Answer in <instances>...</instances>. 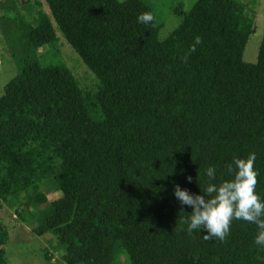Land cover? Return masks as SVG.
<instances>
[{
  "label": "trees",
  "instance_id": "trees-1",
  "mask_svg": "<svg viewBox=\"0 0 264 264\" xmlns=\"http://www.w3.org/2000/svg\"><path fill=\"white\" fill-rule=\"evenodd\" d=\"M44 1L50 13L34 24L16 17L26 57L0 98V207L23 196L28 209L50 206L36 233L55 236L65 264H119L117 246L131 264H264L255 224L234 220L225 240H205L187 232L193 209L174 195L176 184L202 194L209 166L219 184L234 157L255 152L264 198V40L258 62L244 61L256 13L238 0L181 4L180 25L160 40L146 0ZM145 12L149 25L137 23ZM53 21L96 92L39 61L59 41ZM49 183L62 193L52 202ZM9 239L0 220V264Z\"/></svg>",
  "mask_w": 264,
  "mask_h": 264
},
{
  "label": "rangeland",
  "instance_id": "rangeland-1",
  "mask_svg": "<svg viewBox=\"0 0 264 264\" xmlns=\"http://www.w3.org/2000/svg\"><path fill=\"white\" fill-rule=\"evenodd\" d=\"M146 1L154 7L156 20L162 25L160 40H164L182 21L175 13L178 6L184 4L185 11H190L198 0ZM238 1L248 4L249 10L256 13L257 31L251 36L244 54L246 63L255 64L258 62L260 47L264 40V0ZM2 8L13 11L5 12L4 24L1 23L3 20H0V98L5 94L6 86L21 73L17 60H23L26 57L21 44L17 45L19 35L16 33L18 20L16 17H19L21 21L34 24L41 12L50 13L44 0H0V9ZM53 23L59 41L55 46L40 49L39 61L45 66H68L84 90L96 92L100 84L98 78L66 41L56 22L53 21ZM42 191L48 195L51 202L62 196L53 183L45 184ZM27 199L28 196L16 197L12 199L11 204L2 202L0 207V220L7 226L10 233V239L5 246L8 264H65L63 251L59 249L55 236L52 234L40 236L36 233L51 211L50 206H33L28 209ZM116 249L122 263L131 264L127 253L118 246Z\"/></svg>",
  "mask_w": 264,
  "mask_h": 264
},
{
  "label": "clouds",
  "instance_id": "clouds-1",
  "mask_svg": "<svg viewBox=\"0 0 264 264\" xmlns=\"http://www.w3.org/2000/svg\"><path fill=\"white\" fill-rule=\"evenodd\" d=\"M153 19L151 13L145 12L137 17V23L149 25ZM202 43V38L197 36L190 52H195L196 46ZM184 59L187 61L188 56ZM256 159L255 152L244 158L234 157L227 167L231 178L219 184L212 182L217 178L216 166H209L205 171L209 183L202 189V194H194L179 184L175 185L176 199L193 209L185 221L189 234L203 231L205 240L223 241L230 235L232 222L242 220L256 225L254 244L258 250L264 251V198L256 191L260 175L255 168ZM188 179L191 182V177Z\"/></svg>",
  "mask_w": 264,
  "mask_h": 264
}]
</instances>
